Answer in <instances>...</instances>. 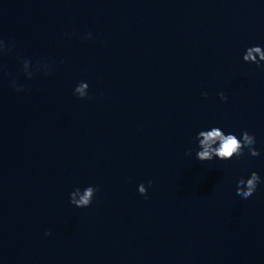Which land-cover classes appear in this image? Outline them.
Masks as SVG:
<instances>
[{
	"label": "water",
	"instance_id": "1",
	"mask_svg": "<svg viewBox=\"0 0 264 264\" xmlns=\"http://www.w3.org/2000/svg\"><path fill=\"white\" fill-rule=\"evenodd\" d=\"M0 40V264H250L242 155L196 158L241 134L235 0H0Z\"/></svg>",
	"mask_w": 264,
	"mask_h": 264
},
{
	"label": "clouds",
	"instance_id": "2",
	"mask_svg": "<svg viewBox=\"0 0 264 264\" xmlns=\"http://www.w3.org/2000/svg\"><path fill=\"white\" fill-rule=\"evenodd\" d=\"M86 38H91L89 33ZM5 44V41L0 40V45ZM14 46V45H13ZM11 50V46H8L6 50L0 53H6ZM243 60L245 62H253L257 65L264 61V45L253 44L247 47ZM39 68V65H37ZM31 78V76H29ZM13 87L16 91H23L22 87H16L15 81H13ZM89 85L85 81H81L74 89V94L79 98L88 97ZM207 95V93H204ZM221 100L227 101V96L220 92L218 94ZM196 139L198 141V150L196 151V158L200 161H211L213 158H218L220 160H230L233 157H240L243 155L244 150L247 149L248 154L252 157L260 155V150L255 147L256 138L255 134L244 129L242 133L238 136L235 132L229 131L225 133L220 127H211L209 130H201L197 133ZM192 150L189 149L186 155L191 156ZM261 182V177L256 171H252L250 176L246 179L240 177L237 180L236 193L238 196L247 199L251 197L258 184ZM152 181L149 180L148 184L151 186ZM81 189L76 188L70 193V203L76 207H88L92 203V199L95 193L98 191V187L89 185L84 188L83 194H80ZM140 194L145 195L147 198V189L143 183L138 187ZM79 195V199L76 196ZM45 235H50L46 232Z\"/></svg>",
	"mask_w": 264,
	"mask_h": 264
}]
</instances>
